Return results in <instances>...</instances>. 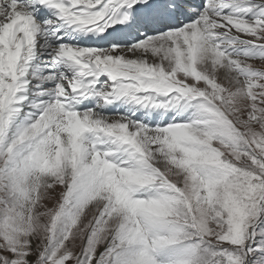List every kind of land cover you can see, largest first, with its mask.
<instances>
[{"label": "snow or ice", "instance_id": "snow-or-ice-1", "mask_svg": "<svg viewBox=\"0 0 264 264\" xmlns=\"http://www.w3.org/2000/svg\"><path fill=\"white\" fill-rule=\"evenodd\" d=\"M0 264H264V0H0Z\"/></svg>", "mask_w": 264, "mask_h": 264}]
</instances>
